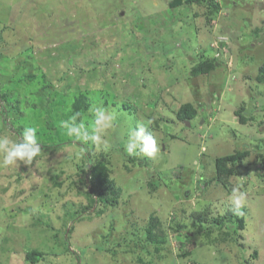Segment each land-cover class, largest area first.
<instances>
[{
    "label": "rangeland",
    "instance_id": "1",
    "mask_svg": "<svg viewBox=\"0 0 264 264\" xmlns=\"http://www.w3.org/2000/svg\"><path fill=\"white\" fill-rule=\"evenodd\" d=\"M172 1L0 0V134L42 145L0 167V264H264V0ZM93 105L116 114L108 151L60 126ZM137 123L153 158L124 151ZM243 150L223 185L216 159Z\"/></svg>",
    "mask_w": 264,
    "mask_h": 264
},
{
    "label": "clouds",
    "instance_id": "2",
    "mask_svg": "<svg viewBox=\"0 0 264 264\" xmlns=\"http://www.w3.org/2000/svg\"><path fill=\"white\" fill-rule=\"evenodd\" d=\"M220 38L222 37H218V40H221ZM219 42L228 44L227 42ZM88 111L90 113L88 119L81 117V114L77 112L62 120L60 126L74 142L90 141L98 149L108 151L110 143L106 139V133L113 126L116 114L103 105H93ZM38 132V127L26 125L16 140L11 139L7 134H0V167L17 166L20 162L25 165L32 164L42 152ZM159 150L157 138L147 129L145 124L137 123L129 131L124 148L129 156L143 154L145 157L153 158ZM246 197L245 191H241L239 187H234L229 199L235 208L239 209L244 205Z\"/></svg>",
    "mask_w": 264,
    "mask_h": 264
},
{
    "label": "trees",
    "instance_id": "3",
    "mask_svg": "<svg viewBox=\"0 0 264 264\" xmlns=\"http://www.w3.org/2000/svg\"><path fill=\"white\" fill-rule=\"evenodd\" d=\"M197 0H173L171 2L172 6H179V5H186V4H193ZM214 8L218 9V6H215ZM217 66V62L213 60H205L201 61L198 65H196L193 68V74L195 76L198 75H208L210 74L213 70H215ZM260 72L262 73L261 76L258 77L259 81H264V64L260 68ZM76 107V106H75ZM198 115V110L197 108L191 104V103H186L181 106L177 113V118L178 120L182 122L186 121H192L194 120ZM243 121L245 119L242 117ZM249 155V152L246 150L243 151H238L234 154L231 155H226L223 157H219L216 159V177L219 180L220 183L223 185L228 184L229 179L236 174L237 172V165L240 163L242 160H244L247 156ZM103 168L102 165H96L92 169V175L94 178L98 179L102 176H106V173L101 171ZM198 218H203V213H198L197 214ZM205 218V217H204ZM145 237L147 238V241L154 243V244H159L160 241L158 239V235L154 233V228H148L145 233ZM32 257V255H30Z\"/></svg>",
    "mask_w": 264,
    "mask_h": 264
},
{
    "label": "water",
    "instance_id": "4",
    "mask_svg": "<svg viewBox=\"0 0 264 264\" xmlns=\"http://www.w3.org/2000/svg\"><path fill=\"white\" fill-rule=\"evenodd\" d=\"M187 125H190V122L189 121H186Z\"/></svg>",
    "mask_w": 264,
    "mask_h": 264
}]
</instances>
